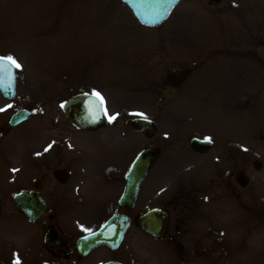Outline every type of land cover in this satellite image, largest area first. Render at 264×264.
Listing matches in <instances>:
<instances>
[{
  "label": "rangeland",
  "instance_id": "obj_1",
  "mask_svg": "<svg viewBox=\"0 0 264 264\" xmlns=\"http://www.w3.org/2000/svg\"><path fill=\"white\" fill-rule=\"evenodd\" d=\"M171 12L147 26L122 0H0V53L22 65L19 96L0 93L1 128L18 106H56L73 92L95 90L117 123L81 129L82 163L123 169L144 146L158 148L147 187H159L151 201L170 210L172 185L202 177L208 157L212 167L239 154L249 173L258 159L264 168V0H180ZM136 113L156 128L135 131ZM31 121L2 138L3 168L42 141L44 130L34 131ZM195 134L215 142L203 156L189 146ZM156 254L148 250L149 264H163Z\"/></svg>",
  "mask_w": 264,
  "mask_h": 264
},
{
  "label": "flooded vegetation",
  "instance_id": "obj_2",
  "mask_svg": "<svg viewBox=\"0 0 264 264\" xmlns=\"http://www.w3.org/2000/svg\"><path fill=\"white\" fill-rule=\"evenodd\" d=\"M16 92L8 99L17 98ZM78 92L56 106L50 101L18 106L9 113V126L2 129L0 124V149L9 129L29 120L34 131L40 127L45 133L18 163L3 168L0 153V264H14L17 258L21 264H149V249L163 264H232L225 260L227 254L242 258L244 264H264L262 164L254 161L255 170L249 173L239 164V154L220 156L228 160L221 167H212L207 156L202 177L185 186L172 185L165 196L172 210L151 201V194L160 191L147 187L152 166L134 203L124 204L120 200L131 165L113 170L105 164L89 167L80 159L77 140L86 128L72 122L61 107ZM21 108L29 110L28 118L10 123L13 112ZM49 144L52 147L45 152ZM162 186L168 187V181ZM154 207L168 213L166 228L159 234L141 222ZM113 218L103 237H91Z\"/></svg>",
  "mask_w": 264,
  "mask_h": 264
},
{
  "label": "water",
  "instance_id": "obj_3",
  "mask_svg": "<svg viewBox=\"0 0 264 264\" xmlns=\"http://www.w3.org/2000/svg\"><path fill=\"white\" fill-rule=\"evenodd\" d=\"M129 5L133 14L139 19L141 24L147 26H158L162 24L169 15L174 7L179 3L176 2L174 5L169 4L167 0H122ZM212 3H220L221 0H210ZM155 21V22H154ZM3 55V54H0ZM6 56V54L4 55ZM5 71L3 78L0 79V90L8 98H14L17 94L18 85V71L14 66L5 65ZM171 88L168 89L167 93H171ZM63 110H65L67 117L72 120L77 126L83 128L95 129L100 126L109 124L110 122L116 123V119L110 121L105 115L104 106L102 100L93 95L92 92H78L65 99L63 102ZM29 116V110L27 108L18 109L13 112L10 123L17 124ZM136 115L130 119V123L134 130L139 132L153 131L154 121L152 118L145 116ZM207 137V136H206ZM206 137L198 135H192L189 139V146L197 152H206L210 150L214 145V140H206ZM159 151L156 147L144 146L131 164V169L126 174V188L124 195L121 198V202L124 204L132 205L136 198L138 188L146 174L149 172L153 163L158 157ZM261 160H256L255 165H261ZM130 201V203H129ZM115 218L108 221L103 228L98 232L91 235L93 239L101 238L104 235L105 230L109 231V226ZM168 221V213L158 207L147 209V212L141 217V222L146 226L148 230L155 234L162 233L166 228ZM107 231V232H108ZM109 233V232H108ZM92 239V238H91Z\"/></svg>",
  "mask_w": 264,
  "mask_h": 264
},
{
  "label": "snow or ice",
  "instance_id": "obj_4",
  "mask_svg": "<svg viewBox=\"0 0 264 264\" xmlns=\"http://www.w3.org/2000/svg\"><path fill=\"white\" fill-rule=\"evenodd\" d=\"M167 2H168L169 4H173V5H174L176 2H178V0H167ZM154 22H155V21H154ZM5 65L14 66V67L17 68V69H19V68L22 67V65L18 62V60H17L14 56H12L11 54L6 55V56H4V55H0V79L3 78V73H4V71L6 70V69H5ZM92 94L95 95V96H97V97H99L101 100H103V97L101 96V94H100L99 92H97V91L94 90ZM63 106H64V105L62 104L61 107H63ZM7 107H11V105H8ZM4 110H5V109L0 108V111H4ZM105 115H107V111H105ZM117 115H118V114H117ZM136 115L142 116V117H144V118L146 119L144 113H136ZM108 118H109L110 121H112V120H115V119H116V116L113 115V116H109ZM205 139H206V140H210L211 138H210V137H206ZM51 147H52V144H49V145L44 149V151H45V152L49 151V149H50ZM246 150H247V149H245V151H246ZM36 155L39 156V155H41V153L38 152V153H36ZM12 171L15 172V171H18V170H17V169H13ZM81 227L84 228L83 225H81ZM85 230H87V229H85ZM85 239H87V237H85ZM14 264H21L19 258H17V259L15 260Z\"/></svg>",
  "mask_w": 264,
  "mask_h": 264
}]
</instances>
